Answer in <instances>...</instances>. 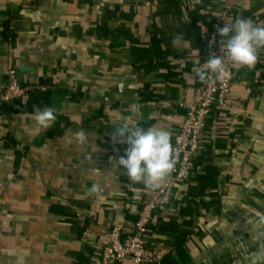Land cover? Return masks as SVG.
<instances>
[{
  "label": "crops",
  "instance_id": "0c3cea01",
  "mask_svg": "<svg viewBox=\"0 0 264 264\" xmlns=\"http://www.w3.org/2000/svg\"><path fill=\"white\" fill-rule=\"evenodd\" d=\"M248 16L264 23V0H0V90L9 48L20 80L46 86L0 107V264H97L111 223L129 231L148 190L118 165L128 145L113 141L115 124L172 141L207 31ZM257 56L235 66L242 110L213 112L194 174L154 215L167 247L154 264H264V48ZM34 106L55 109L53 126L36 125Z\"/></svg>",
  "mask_w": 264,
  "mask_h": 264
},
{
  "label": "built area",
  "instance_id": "2783aa9c",
  "mask_svg": "<svg viewBox=\"0 0 264 264\" xmlns=\"http://www.w3.org/2000/svg\"><path fill=\"white\" fill-rule=\"evenodd\" d=\"M246 19L253 21L251 16ZM219 27H222L221 20H216L207 31L205 45L208 58L212 55L224 56L222 38L218 35ZM5 62L7 80L4 88L0 90V107L28 92L46 87L43 84L24 83L20 80L11 48ZM225 67L228 74L222 82L218 81L214 74H210L207 82H201L195 87L193 100L179 102V105L185 108V115L171 141L177 154L174 171L164 180L161 188L145 191L137 218L129 231H125L121 223H111L105 233L107 241L99 251L97 264H118L126 259L130 260V264H154L167 251L166 245L151 234L150 226L154 215L168 209L176 196L179 182L188 181L194 174L197 156L210 138L208 121L213 112L217 108L228 106L238 110L243 108L241 100L231 99L235 66L226 59ZM244 68L251 70L254 67Z\"/></svg>",
  "mask_w": 264,
  "mask_h": 264
},
{
  "label": "clouds",
  "instance_id": "9594fccd",
  "mask_svg": "<svg viewBox=\"0 0 264 264\" xmlns=\"http://www.w3.org/2000/svg\"><path fill=\"white\" fill-rule=\"evenodd\" d=\"M222 38L223 57L210 56L200 68L193 67L199 80L207 82L210 74L222 82L227 76L225 60L234 66L252 68L257 62V49L264 48V23L238 17L234 22L226 21L218 28ZM122 87V86H121ZM36 125L48 129L57 119L53 107L34 106ZM112 139L114 142L126 143L124 155L119 157L118 165L123 166L125 174L133 182H142L148 190L155 191L162 187V182L174 171L177 154L171 142V133L165 128L148 127L145 129L128 119L119 121ZM76 141L83 145L89 142L84 130L75 133ZM99 194L103 188L94 183L90 189ZM250 264H258L256 256L250 258Z\"/></svg>",
  "mask_w": 264,
  "mask_h": 264
},
{
  "label": "trees",
  "instance_id": "16d2710c",
  "mask_svg": "<svg viewBox=\"0 0 264 264\" xmlns=\"http://www.w3.org/2000/svg\"><path fill=\"white\" fill-rule=\"evenodd\" d=\"M34 91L38 93V90H34ZM34 91H33V92H34Z\"/></svg>",
  "mask_w": 264,
  "mask_h": 264
}]
</instances>
